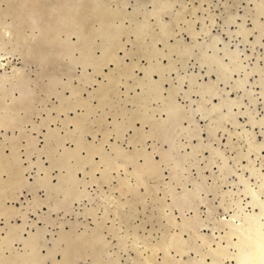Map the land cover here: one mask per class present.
Wrapping results in <instances>:
<instances>
[{
  "label": "rangeland",
  "instance_id": "obj_1",
  "mask_svg": "<svg viewBox=\"0 0 264 264\" xmlns=\"http://www.w3.org/2000/svg\"><path fill=\"white\" fill-rule=\"evenodd\" d=\"M263 239L264 0H0V264Z\"/></svg>",
  "mask_w": 264,
  "mask_h": 264
},
{
  "label": "bare ground",
  "instance_id": "obj_2",
  "mask_svg": "<svg viewBox=\"0 0 264 264\" xmlns=\"http://www.w3.org/2000/svg\"><path fill=\"white\" fill-rule=\"evenodd\" d=\"M239 81V80H238ZM20 84V83H19ZM105 85V84H104ZM20 90H21V88H20ZM22 91V90H21ZM76 91V90H75ZM23 92V91H22ZM22 92H20V93H22ZM23 94V93H22ZM75 94V93H74ZM73 95V94H72ZM78 124V123H77ZM91 147V146H90ZM87 154V153H86ZM8 158V157H7ZM250 221V220H249ZM248 221V222H249ZM250 223V222H249ZM253 223V222H252ZM33 237V236H32ZM84 238V237H83ZM264 240V239H263ZM83 242V241H82ZM73 243H75V242H73ZM77 243V242H76ZM100 243V242H99ZM245 243V242H244ZM254 243H255V241H254ZM82 244V243H81ZM73 245V244H72ZM79 245V244H78ZM256 245V244H255ZM71 246V245H70ZM76 246V245H75ZM82 246V245H81ZM244 246V245H243ZM74 247V246H73ZM73 247H70V248H73ZM83 247V246H82ZM259 247V246H258ZM76 248V247H75ZM239 248V247H238ZM243 248H245V247H243ZM77 249H78V247H77ZM246 249V248H245ZM78 250H80V249H78ZM77 250V251H78ZM239 251V250H238ZM240 251H241V248H240ZM245 250H243V252H244ZM226 252V251H225ZM229 252V251H228ZM223 253V252H222ZM247 253V252H246ZM74 255H75V253H74ZM222 255V254H221ZM232 255V254H231ZM242 255V254H241ZM227 256V255H226ZM240 256V255H239ZM260 256H262L261 254H259V258H260ZM223 257V256H222ZM233 257V256H232ZM224 258V257H223ZM229 258H230V256H229ZM228 258V259H229ZM235 258V257H234ZM263 258V257H262ZM68 259H70V258H68ZM95 259H97V258H95ZM100 259V258H99ZM202 260V259H201ZM222 260V259H221ZM97 261H99V260H97ZM146 261V260H145ZM94 262V261H93ZM98 263V262H97ZM213 263V262H212ZM71 264H72V262H71Z\"/></svg>",
  "mask_w": 264,
  "mask_h": 264
}]
</instances>
